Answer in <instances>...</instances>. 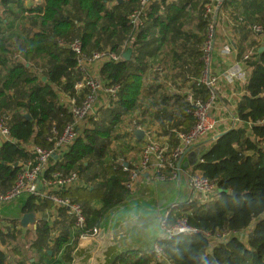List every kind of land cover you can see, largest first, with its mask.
Wrapping results in <instances>:
<instances>
[{
    "label": "trees",
    "instance_id": "obj_1",
    "mask_svg": "<svg viewBox=\"0 0 264 264\" xmlns=\"http://www.w3.org/2000/svg\"><path fill=\"white\" fill-rule=\"evenodd\" d=\"M23 1L0 0V120L5 119L15 141L0 148V193L13 187L20 166L32 158L21 145L32 142L49 150L51 129L61 131L71 122L59 94L77 97V102L83 98V92L74 90L80 79L75 54L59 42L78 41L87 57L102 51L121 56L127 48L132 50L129 61L105 62L100 68L101 79L118 87L116 98L89 117L91 127L50 159L48 173L73 172L84 181V186L65 193L81 206L84 229L76 233L74 220L65 210L54 209L50 201L26 197L21 215L43 213L28 243L29 250L39 255L36 262L17 245L24 231L20 223L0 221V244L5 249L0 264H70L79 235L91 236L103 217L131 195L125 161L117 162L109 151L111 143L122 138L114 136L115 125L136 112L144 119L150 102L152 124L160 127L164 145L173 149L176 135L195 124L194 106L187 96L193 101L209 99L208 90L197 86L205 69L202 48L208 20L202 8L208 0L150 1L137 27L129 17L140 8L138 0H42L29 8ZM14 8L22 18L13 13ZM222 11L232 24L237 61L249 75L235 105L239 124L200 151L189 171L213 184L215 195L202 205L182 200L168 212L165 225L184 220L196 234L160 238L155 241L159 256L152 248L122 254L114 264H264V46L257 45L244 59L253 44L247 45V29H264V0H232ZM11 17H19L20 34L4 32L3 25ZM144 124L135 121L137 127ZM127 137L141 144L132 132ZM172 173L167 168L154 176L169 181ZM186 174H190L188 167L180 168L181 186L188 182ZM248 228L246 239L238 236ZM205 234L225 238L211 243ZM7 253L13 261H8Z\"/></svg>",
    "mask_w": 264,
    "mask_h": 264
},
{
    "label": "built area",
    "instance_id": "obj_2",
    "mask_svg": "<svg viewBox=\"0 0 264 264\" xmlns=\"http://www.w3.org/2000/svg\"><path fill=\"white\" fill-rule=\"evenodd\" d=\"M118 2H127L129 0H116ZM140 8L135 10L129 17V22L132 26L140 25L141 16H143L144 9L153 0H138ZM232 0H208L202 8V16L208 20L207 41L204 44L203 61L204 71L197 81V86L205 87L209 92V99L206 102L199 100L193 101L191 95L187 96V102L194 106L192 115L195 119L194 126L185 133H178L177 146L169 149L167 144L157 143L153 140H146L142 147L140 156V165L138 170L128 168L131 163H123V170L129 173V181L127 188L132 190V183L138 176L139 172L153 174L163 172L167 168L173 171L172 179H176L180 166L178 163L183 157L194 149L207 135L211 134L217 125V121L211 116V110L216 103L219 95L220 79L213 74L210 69L211 54L214 47V40L212 34L215 32L220 21L222 9L225 4ZM251 29L255 33L261 34L263 30L260 26H252ZM130 40L126 42L125 46L130 45ZM59 45L67 47L75 54V71L80 75L78 82L74 84V90L83 92V98L77 102V97L70 98L65 94H59V100L65 103L67 111L71 115V122L58 130L52 128L50 131L49 142H52L51 149H44L34 145L32 142L25 143L22 146L24 150L32 157L27 162L20 166V172L16 177L13 187L5 192L0 193V205H4L18 196H33L42 200L50 201L54 209H63L67 216L74 220V231L80 233L85 227V217L81 206L73 202L70 197L65 195L72 189L84 186V181L76 173L63 174L61 172H50L49 164L53 155L57 157L65 151L81 134L83 123L88 121L89 117L95 116L101 107H108L109 101L116 98L118 87L115 85H107L100 77V68L105 62L122 61V55H116L107 51L92 53L89 57L85 56L81 50V45L78 41L72 43H62ZM234 52L232 45L226 44L220 49L222 56H229ZM251 53H247L244 59ZM95 66L98 74L91 73V67ZM154 68L150 72H154ZM226 81L233 85H244L247 81V73L244 66L236 64L226 74ZM60 101V102H61ZM62 104V102H61ZM233 124H239L238 120L233 116ZM136 121V120H135ZM133 120L131 126L136 128ZM140 129V128H136ZM15 143L12 139L7 127L5 119L0 120V148L4 143ZM188 186L192 197L190 200L200 199L206 201L215 195V187L206 178L199 174H191L189 176ZM168 217V212H165L160 219V228L164 232L163 239H170L175 235L191 236L196 234V230L186 226L184 220L178 221L174 226L169 227L165 225V220ZM97 230H94L91 236L79 235L78 240L81 241L95 235ZM209 239H214L205 234ZM224 237V236H223ZM157 255H160V250L154 247Z\"/></svg>",
    "mask_w": 264,
    "mask_h": 264
},
{
    "label": "crops",
    "instance_id": "obj_3",
    "mask_svg": "<svg viewBox=\"0 0 264 264\" xmlns=\"http://www.w3.org/2000/svg\"><path fill=\"white\" fill-rule=\"evenodd\" d=\"M228 36H229V33H228ZM226 42H227V37L225 35H222V34L218 35L217 39L215 38L214 47H213V51L211 54V64H210L211 72L213 74L217 75L220 79L218 99L216 100V103L211 110V116L217 121V125L215 127V130L211 133V135H209V137L204 138L203 141H201L198 145H196L194 147L193 150H191L189 153H187L183 157L181 164H180V168L183 167L182 164H186L187 165L186 167H188V174L190 173L189 175H191V172H189V171H191L193 164L198 160L199 155L197 152H198V150H199V152L202 150L201 146H203V144H206L207 142L211 143L218 134H220L221 132L227 131L228 129L238 125V124L234 125L231 118L235 115V105H236V102L239 100V97L243 93V89L242 88L240 89L239 88L240 85H238V84H236V85L235 84H233V85L229 84L226 81L225 74L230 69L235 67L236 64H239V66H242L243 64L240 61H237V57H236L237 53L235 52V50L229 56H222L219 53L220 49L223 46H225L226 44H230V45H232V48H235L234 41H231L228 43H226ZM248 72L249 71L246 72L247 78L249 75ZM145 86H148V82H146ZM169 87L170 86L167 87L168 91L174 92V90L172 88H169ZM149 103L146 104V106L148 107V112H147L144 119H142V116L140 115V113L137 114V112L133 113V115L128 116L129 120H131L130 125H131L133 120H136V121L137 120L138 121L143 120L145 122V124L143 126L136 127V128H140L139 130H142L144 133L142 140H140L141 144L142 143L145 144L146 140L155 141L154 138H156V136H157L155 133L161 131V129L158 125L152 124V117L151 116H152L154 109H152V107L149 108V106H150ZM136 128L131 126V132L133 133V131ZM157 137L159 138L160 143H163V144L166 143L165 137H162V136H157ZM186 167H183V168H186ZM151 174H152V172L151 173L145 172L144 174L142 173L140 175V177L143 178L144 181L145 180L149 181V180H151V177H152ZM179 175H180V170H179ZM189 175L186 174L187 181H189ZM169 181H171V180L169 179ZM175 195H176V179H175V190L173 191V194H172L170 200H167L165 198L158 199L154 194L151 193V194H148V196H143L141 198H133L130 195V197L125 202H132V201H137V200H148V201L150 200V201L156 203V206L158 208V207H161L162 205H166V204L171 203L175 199ZM184 197H190V198L192 197L191 191H190L189 186H188V182L186 185H182V186L180 185L179 193L177 196V203L182 201L184 199ZM161 202H163V204H160ZM51 213L54 215L55 210L52 209ZM164 213L165 212L151 213V219L157 225L156 231L152 235H148L144 231L145 224H146V218H145V216L142 218L141 224L139 227V231H138L140 239L138 242H136V244L134 246V250L131 252H146L152 248L154 249V247H156L155 241L159 240L160 238H164L163 230L160 228V219ZM42 215H43V213H39V214L35 215V225H36L37 221H39V219L42 217ZM34 228H35V226H28L27 228H23V229L24 230H26V229L33 230ZM158 231H160V234H158ZM89 238H87L83 241H81L79 239L77 246L84 244L86 241L89 240Z\"/></svg>",
    "mask_w": 264,
    "mask_h": 264
},
{
    "label": "water",
    "instance_id": "obj_4",
    "mask_svg": "<svg viewBox=\"0 0 264 264\" xmlns=\"http://www.w3.org/2000/svg\"><path fill=\"white\" fill-rule=\"evenodd\" d=\"M131 53V48H127L122 54V61H129ZM222 134H218L214 140ZM133 136L140 141L144 133L142 130L135 129ZM56 158L57 156L53 155V159ZM182 166L187 165L182 164ZM179 187L180 175L178 174L175 199L161 207L157 208L156 203L150 200H137L122 203L110 210L100 222L96 234L73 250L70 264H114L120 255L133 251L136 242L140 239L138 231L144 213L146 211L150 213L169 212V209L177 204ZM22 206L18 208V216H15V207L12 204L0 206V221H18L22 228L35 226V215L30 213L21 215ZM0 253H5L1 244Z\"/></svg>",
    "mask_w": 264,
    "mask_h": 264
},
{
    "label": "rangeland",
    "instance_id": "obj_5",
    "mask_svg": "<svg viewBox=\"0 0 264 264\" xmlns=\"http://www.w3.org/2000/svg\"><path fill=\"white\" fill-rule=\"evenodd\" d=\"M41 1L42 0H24L23 3H24V6L26 8H29V7L37 5L38 3L41 4ZM13 13L18 14V16L20 18H22V16H23V15H20L21 14L20 11H18L16 8L13 9ZM19 17L18 18L11 17L8 20V23L3 25V30L5 33H9V32L17 33V34L21 33L20 26H19L20 22L18 20ZM232 29L233 28H232L231 22L229 21V19L224 14V11H222V14L220 16V21L218 23V27L216 28L215 32L212 34V39L215 41V38L217 39V36L222 34V35H225L227 37L226 43L231 42V41L235 42V37H234V34L232 33ZM247 31L250 33L249 37H248L249 40L247 42V45L250 41L253 42L251 47L249 49H247L248 50L247 53H249V52L253 51L255 48H257L258 47L257 45H259L261 47L264 46V29H263V32L261 34L255 33L253 30H251L250 27L247 29ZM228 33H229V36H228ZM90 70H91L92 74H96V75L98 74V70L95 69V66L91 67ZM99 77H100V73H99ZM239 88L243 89V85H240ZM61 102H62V105H65V103L63 101H61ZM128 116L129 115H125L124 117H122L123 119H121L115 125L114 132H113L114 136L122 137V138L117 140V141L112 142L111 145L109 146V151L110 152L112 151L115 154V156H116L115 160L117 162L121 163L122 161H125L128 163H131L130 168L132 170H138L139 165H140V156H141L142 147L145 144L142 143L143 145L142 144L136 145L133 142H131L129 140V138L127 137L128 134H130V132H131V125H130L131 120H129ZM89 125H91V124H90L89 119H88V121H86L82 125V129H81L82 134L84 133L83 131L86 128L91 127ZM155 134L157 136H159V132H156ZM209 135H211V134H209ZM209 135H207V137H209ZM157 136H156V138H154V140H155V142L160 143V140ZM209 146H210V142H207L206 144H203V146H201V148H202V150H206L209 148ZM129 148H131L133 150L129 151L128 150ZM197 153L199 155V153H200L199 150ZM151 172L152 171L150 170V173ZM142 173L144 174L145 172H140L138 174V177H136L134 179V182L132 183L131 196L133 198H141L143 196H148V194L152 193L158 199L165 198L167 200H170V198L173 194V191L175 190V179L174 180L172 179L171 181L159 180V179L155 178L154 174L152 173L151 174V176H152L151 180H149V181L145 180L144 181L143 178L140 177V175ZM213 197L207 199L206 201H202L200 199H197V200H195V202L202 205V204H205V203L211 201L213 199ZM24 199H25V196H18L15 199L6 203V204H12L15 207V216L19 215L18 208H19V206L23 205ZM183 200H187L188 204L191 202L189 197H184ZM180 204H183V202ZM0 206H3V204ZM50 221H51V219H50ZM250 230H251V228H248L246 231H244L242 234H240L238 236L239 237L244 236V239H246V234ZM158 234H160V231H158ZM32 238H33V234H32L31 229H26L24 231H21V233L19 234V237H18L19 243H17V245L25 253L26 257H31L36 262H38L39 255L37 253H34L33 251L29 250V248H28V243L31 241ZM224 238L225 237H223V236L215 237L214 240L212 239L211 243H215L217 241H220V239H224ZM156 255H157V253H156ZM7 258H8V261L14 260L13 255L11 253H7ZM58 259H59V257H58Z\"/></svg>",
    "mask_w": 264,
    "mask_h": 264
},
{
    "label": "clouds",
    "instance_id": "obj_6",
    "mask_svg": "<svg viewBox=\"0 0 264 264\" xmlns=\"http://www.w3.org/2000/svg\"><path fill=\"white\" fill-rule=\"evenodd\" d=\"M144 216L146 218V224H145V229L144 231L148 234V235H152L155 233L157 225L156 223L151 219V213L149 211H146L144 213Z\"/></svg>",
    "mask_w": 264,
    "mask_h": 264
}]
</instances>
